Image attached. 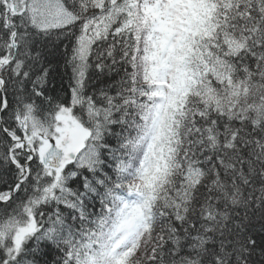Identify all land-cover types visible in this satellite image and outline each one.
Wrapping results in <instances>:
<instances>
[{
  "label": "snow or ice",
  "instance_id": "obj_1",
  "mask_svg": "<svg viewBox=\"0 0 264 264\" xmlns=\"http://www.w3.org/2000/svg\"><path fill=\"white\" fill-rule=\"evenodd\" d=\"M0 264H264V0H0Z\"/></svg>",
  "mask_w": 264,
  "mask_h": 264
}]
</instances>
